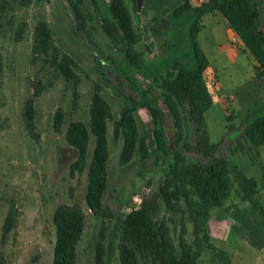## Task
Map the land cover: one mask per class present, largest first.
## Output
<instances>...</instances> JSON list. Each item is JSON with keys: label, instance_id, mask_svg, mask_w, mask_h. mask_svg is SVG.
I'll return each mask as SVG.
<instances>
[{"label": "rangeland", "instance_id": "obj_1", "mask_svg": "<svg viewBox=\"0 0 264 264\" xmlns=\"http://www.w3.org/2000/svg\"><path fill=\"white\" fill-rule=\"evenodd\" d=\"M184 2L0 0V264H54V216L63 205L85 213L77 264H122L124 223L145 208L168 226L178 249L183 241L193 245V211L184 200L170 206L161 189L175 150L187 165L202 161L191 149L196 137L185 120V141L171 143L174 151L164 155L144 106L160 110L159 126L173 141L164 81L175 64L195 67L189 43L194 15L173 14ZM190 2L198 7L207 0ZM253 4L258 13L264 0ZM215 12L202 19L200 35L213 99L205 117L218 155L236 168L225 206L203 223L201 237L205 241L208 231L212 247L203 249L199 264H264L258 205L264 207V145L245 138L247 126L264 115V70ZM95 95L106 106L103 202L112 218L97 217L87 203L97 147L91 133ZM75 123L88 132L83 161L68 136ZM238 171L256 181L259 198L243 199Z\"/></svg>", "mask_w": 264, "mask_h": 264}, {"label": "trees", "instance_id": "obj_2", "mask_svg": "<svg viewBox=\"0 0 264 264\" xmlns=\"http://www.w3.org/2000/svg\"><path fill=\"white\" fill-rule=\"evenodd\" d=\"M214 11H219L225 17L264 70V38L253 0H208L198 7H193L190 0H185L183 5L174 10L175 17L187 12L194 15L189 29V43L195 67L188 69L175 64L164 81L165 103L174 121L173 141L168 139L166 129L159 126L162 122L160 110L149 103L144 106L157 124L155 142L164 155L169 156L174 151L171 143L179 146L185 141V120L196 137L191 149L200 155L202 161L187 165L183 153L175 150L174 164L161 189L170 206L184 200L191 208L195 239L193 245L183 241L178 249L168 226L159 223L145 208L132 214L124 223L122 264H199L203 249L212 247L208 231L205 241L201 237L203 223L208 220L211 210L225 206L232 193L230 174L236 167L230 160L218 155V145L211 142L205 117L213 99L205 82L210 62L200 44V33L203 16ZM91 114V133L97 138V147L90 171L87 203L97 217L112 218L103 202L108 183L109 150L106 106L100 95H95L93 99ZM68 136L70 142L79 149L80 160L83 161L88 139L85 126L82 123L73 124ZM245 138L253 145H264V115L247 126ZM237 177L240 178L244 200L259 198L258 184L253 178L242 171L237 172ZM258 205L264 221V207L260 202ZM54 225L57 231L54 264H77L76 247L85 229L84 211L77 206L63 205L55 213Z\"/></svg>", "mask_w": 264, "mask_h": 264}, {"label": "crops", "instance_id": "obj_3", "mask_svg": "<svg viewBox=\"0 0 264 264\" xmlns=\"http://www.w3.org/2000/svg\"><path fill=\"white\" fill-rule=\"evenodd\" d=\"M208 1V0H207ZM215 13H220L219 11H216ZM209 14V13H208ZM221 14V13H220ZM207 15V14H206ZM206 15L205 16H203V18L204 17H206ZM222 15V14H221ZM223 16V15H222ZM258 20H259V24H261V27H260V29H261V32H262V34H263V38H264V5H262L260 8H259V11H258ZM202 32V31H201ZM200 35H201V33H200ZM204 50V49H203ZM242 55H245V57H246V59L248 60V61H250L249 60V57L250 56H248V58H247V56H246V54H242ZM241 57V55H237V56H231V58L233 59V60H237L238 58H240Z\"/></svg>", "mask_w": 264, "mask_h": 264}]
</instances>
